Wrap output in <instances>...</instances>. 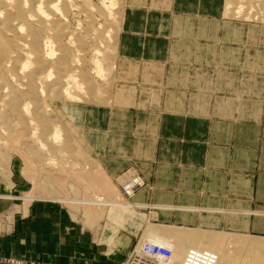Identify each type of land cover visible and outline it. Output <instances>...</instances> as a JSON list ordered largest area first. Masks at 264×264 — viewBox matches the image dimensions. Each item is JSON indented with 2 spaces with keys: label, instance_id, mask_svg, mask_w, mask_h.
<instances>
[{
  "label": "rangeland",
  "instance_id": "obj_1",
  "mask_svg": "<svg viewBox=\"0 0 264 264\" xmlns=\"http://www.w3.org/2000/svg\"><path fill=\"white\" fill-rule=\"evenodd\" d=\"M165 1H115V47L103 79L109 92L99 99L79 95L67 107L56 103L52 108L61 128L55 145L63 147L66 136L72 138L73 154L54 155L48 141L33 146L20 135L0 134V201L13 205L17 215L25 205L59 207L78 231L93 239L95 247L120 252L107 254V264H127L147 232L167 225L219 236L233 234L224 225L189 222L214 215L213 112L172 110L182 102L192 104L196 97L185 96L183 101L180 82L167 80L166 72L173 65L166 62V55L176 48H168L166 41L181 38L177 30L182 24L199 21L186 17L185 5L174 15L166 12ZM205 1L206 17L212 22L215 0ZM262 6L264 0H223V17L264 22ZM159 25L162 30L152 31ZM155 40L160 41L157 46ZM202 102L212 105L213 97L204 96ZM187 176L190 190L182 192ZM27 195L33 198L25 200ZM114 201L127 204L128 213H116ZM234 235L245 240L259 238ZM222 255L237 261L242 258L234 250ZM0 264L56 263L11 257L0 259ZM156 264L175 262L168 258Z\"/></svg>",
  "mask_w": 264,
  "mask_h": 264
},
{
  "label": "crops",
  "instance_id": "obj_2",
  "mask_svg": "<svg viewBox=\"0 0 264 264\" xmlns=\"http://www.w3.org/2000/svg\"><path fill=\"white\" fill-rule=\"evenodd\" d=\"M204 1H165L166 12L174 15L185 5L186 17L199 21L182 24L177 30L181 38L166 41L168 48H176L166 55V62L173 65L166 72L167 80L180 82L183 101L185 96L196 97L192 104L181 101L172 110L213 112L214 215L189 222L224 225L233 234L264 238V22L224 18L223 0H215L210 22ZM191 7L195 8L191 11ZM159 30L161 25L152 29ZM204 96L213 97L212 105L202 102ZM187 179L182 181V192L190 190ZM0 207V259L40 258L56 264H97L99 260L107 264V254L120 253L95 247L93 239L78 231L57 206L28 205L20 215L8 202L0 201Z\"/></svg>",
  "mask_w": 264,
  "mask_h": 264
},
{
  "label": "bare ground",
  "instance_id": "obj_3",
  "mask_svg": "<svg viewBox=\"0 0 264 264\" xmlns=\"http://www.w3.org/2000/svg\"><path fill=\"white\" fill-rule=\"evenodd\" d=\"M115 1L0 0V134L20 135L32 145L48 141L54 155L74 153L72 138L66 136L63 147L55 145L61 128L52 108L56 103L67 107L79 95L99 99L107 93L103 79L115 47ZM37 147L33 149L38 151ZM114 202L116 213H128L127 204ZM179 229L171 225L152 229L138 247L165 246L175 264L262 263L264 238ZM225 250L242 258L223 257Z\"/></svg>",
  "mask_w": 264,
  "mask_h": 264
},
{
  "label": "built area",
  "instance_id": "obj_4",
  "mask_svg": "<svg viewBox=\"0 0 264 264\" xmlns=\"http://www.w3.org/2000/svg\"><path fill=\"white\" fill-rule=\"evenodd\" d=\"M168 256L169 250L165 246L154 244L138 247L137 245L128 258L127 264H156L161 260L165 261Z\"/></svg>",
  "mask_w": 264,
  "mask_h": 264
}]
</instances>
